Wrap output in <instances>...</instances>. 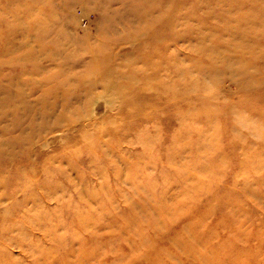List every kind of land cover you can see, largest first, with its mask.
Segmentation results:
<instances>
[{
  "label": "rangeland",
  "instance_id": "rangeland-1",
  "mask_svg": "<svg viewBox=\"0 0 264 264\" xmlns=\"http://www.w3.org/2000/svg\"><path fill=\"white\" fill-rule=\"evenodd\" d=\"M161 1L0 0V264H264V0Z\"/></svg>",
  "mask_w": 264,
  "mask_h": 264
},
{
  "label": "bare ground",
  "instance_id": "bare-ground-1",
  "mask_svg": "<svg viewBox=\"0 0 264 264\" xmlns=\"http://www.w3.org/2000/svg\"><path fill=\"white\" fill-rule=\"evenodd\" d=\"M226 1V0H225ZM229 1V0H228ZM231 1V0H230ZM250 1V0H249ZM148 2H149V4H148V7L147 8H145V9H142L141 10V12H140V15L143 17L144 15H146L147 13V15L146 16H149V17H151V18H148V19H145V18H143V27H147L148 29H150L151 27H153V25L154 24H156V23H159V22H161L162 23V25L164 26V27H166V28H169V30H170V28H172V26L174 25V22L172 21V19H169V17L168 16H165V17H163V18H160L159 17V15L161 14V13H166L165 12V10H166V4L165 3H162L163 1H161V0H148ZM214 2H216L215 0H214ZM220 2V1H219ZM262 2V1H261ZM196 3V2H195ZM229 3V2H228ZM235 3V2H234ZM263 3V2H262ZM206 4V3H205ZM264 4V3H263ZM195 5V4H194ZM214 5V4H213ZM233 4H232V2H231V6H232ZM238 5V4H237ZM251 5V4H250ZM209 6V5H208ZM227 6V5H226ZM248 6V5H247ZM245 7V6H244ZM251 7V6H250ZM209 8V7H208ZM232 8V7H231ZM230 8V9H231ZM258 8V7H257ZM257 8H254V9H257ZM216 9V8H215ZM251 9V8H250ZM258 9H261V8H258ZM210 10H212V9H210ZM213 10H214V8H213ZM217 10H219V9H217ZM227 10V9H226ZM225 10V11H226ZM232 10V9H231ZM247 10H249V8L247 7ZM252 10H253V8H252ZM263 10V9H262ZM155 11H159V13L158 14H156V15H153V13L152 12H155ZM234 11V10H233ZM233 11H232V13H233ZM238 11V10H237ZM250 11V10H249ZM253 11H255V10H253ZM264 11V10H263ZM251 12V11H250ZM186 13H188V12H186ZM215 13V12H214ZM235 13V12H234ZM166 14H168V13H166ZM228 14H229V12H228ZM214 15V14H213ZM215 16V15H214ZM231 16V15H230ZM185 17V16H184ZM190 17V16H189ZM188 17V18H189ZM213 17V16H212ZM160 19H162V20H160ZM185 20V19H184ZM225 20V19H224ZM213 21V20H212ZM215 21V20H214ZM192 25V24H191ZM193 27V26H192ZM219 27V26H218ZM198 28V27H197ZM196 28V29H197ZM199 30V29H198ZM202 31V30H201ZM145 33H146V31H145ZM204 33V32H203ZM196 35V34H195ZM171 38H174V36H172V37H170V39ZM212 41V40H211ZM206 43V42H205ZM166 46V45H165ZM167 48V47H166ZM170 48V47H169ZM164 50V49H163ZM133 53V52H132ZM217 53V52H216ZM165 54H167V53H165ZM127 56V55H126ZM185 58V57H184ZM92 60L91 61H94L93 59L94 58H91ZM140 59V58H139ZM90 61V62H91ZM89 63V62H88ZM88 63H87V65H88ZM98 63V62H97ZM100 63V62H99ZM86 65V64H85ZM86 65V66H87ZM91 65V64H90ZM93 65H95V64H93ZM99 65V64H98ZM105 65H107V63L105 62ZM99 67H101V66H99ZM103 67V66H102ZM116 67V66H115ZM162 67V66H161ZM94 68H97V67H94ZM106 68H107V66H106ZM101 69V68H100ZM166 69V68H165ZM88 70V69H87ZM104 70V69H103ZM107 70H109V69H107ZM114 70H117V69H114ZM84 71V70H83ZM93 71H95V70H93ZM111 71H112V69H111ZM156 71V70H155ZM99 72V71H98ZM102 72V71H101ZM101 72H100V74H101ZM105 72V71H104ZM119 72V71H118ZM158 72V71H157ZM114 73V72H113ZM129 73V72H128ZM145 73V72H144ZM157 74V73H156ZM169 74V73H168ZM102 76H103V74H101ZM108 75V74H107ZM112 75H114V74H112ZM158 75V74H157ZM101 76V77H102ZM116 77V76H115ZM114 77V78H115ZM146 77V76H145ZM166 77V76H165ZM79 78V77H78ZM89 78V77H88ZM107 78V77H106ZM73 79V78H72ZM71 79V80H72ZM81 79V78H80ZM117 79V78H116ZM169 79V78H168ZM103 80V79H102ZM82 81V80H81ZM110 81V80H109ZM118 81V80H117ZM168 82V81H167ZM72 83V82H71ZM80 83V82H79ZM86 83V82H85ZM103 83H106V82H103ZM113 83H115V81L113 82ZM121 83H123L122 81H121ZM142 83V82H141ZM161 84V83H160ZM163 84V83H162ZM167 84V83H166ZM105 85V84H104ZM165 85V84H164ZM77 87L79 86V85H76ZM100 86V85H99ZM98 86V87H99ZM169 86V85H168ZM108 87V86H107ZM111 87V86H110ZM103 88H104V90L103 91H105V89H106V87H104L103 86ZM139 88V87H138ZM162 88H164V87H162ZM161 90V89H160ZM138 91V90H137ZM156 91V90H155ZM106 92V91H105ZM104 92V93H105ZM126 92V91H125ZM106 94V93H105ZM107 94H109V93H107ZM127 94V93H126ZM126 94H124V95H126ZM134 95V94H133ZM128 96V95H127ZM160 96V95H159ZM23 97H25V96H23ZM96 97V96H95ZM99 97H101V96H99ZM117 97V96H116ZM124 98V97H123ZM132 98V97H131ZM105 99V98H104ZM103 99V100H104ZM113 99H114V97H113ZM95 100H97V99H95L94 98V100H93V102H92V104H95ZM128 100V99H127ZM115 100H113V102H114ZM119 102V101H118ZM118 102H117V104H118ZM128 102V101H127ZM130 103V102H129ZM34 104V103H33ZM113 104V103H112ZM116 104V105H117ZM35 105V104H34ZM107 105V104H106ZM114 105V104H113ZM112 105V106H113ZM115 106V105H114ZM37 107H40V106H37ZM37 107H31L30 108V111H26V112H24V114H29V113H31V119H32V121H33V118H32V116H33V114H34V110H35V108H37ZM104 107V106H103ZM106 107H108V106H106ZM110 107V106H109ZM116 107V106H115ZM23 108V107H22ZM26 108V107H25ZM24 108V109H25ZM129 108V107H128ZM160 108H161V106H160ZM17 109V108H16ZM20 109V108H19ZM41 109V108H40ZM45 109V108H44ZM93 109V108H92ZM114 110V109H113ZM134 111V110H133ZM52 112V111H51ZM53 113V112H52ZM43 116L44 115H46L45 113L44 114H42ZM134 115H136V114H134ZM148 119V118H147ZM61 122V120H59V119H57V121L55 122V124H56V126H60V125H62V126H64L63 124H61L60 123ZM67 122V121H66ZM68 123V122H67ZM11 127V126H10ZM2 128V127H1ZM23 128V127H22ZM9 129V128H8ZM22 130V129H21ZM14 131V130H13ZM40 131L41 130H38V129H32V131L30 132V137H34L35 135H37L38 133H40ZM18 132V131H17ZM16 132V134H18ZM125 133V132H124ZM10 134H12V132H10ZM10 134H9V137H10ZM4 135H5V133H4ZM15 135V134H14ZM58 135V134H57ZM68 135V134H67ZM34 141H35V139H34ZM15 150V149H14ZM13 151V150H12ZM106 151V150H105ZM14 152V151H13ZM12 152V153H13ZM122 157V156H121ZM59 158V157H58ZM122 159H124V158H122ZM119 160V159H118ZM127 160V159H126ZM126 163V162H125ZM124 163V164H125ZM117 172V171H116ZM26 178V177H25ZM72 180V179H71ZM28 182V181H27ZM30 183V182H29ZM32 183V182H31ZM48 187V186H47ZM47 191V190H46ZM84 192V191H83ZM52 194V193H51ZM17 199V198H16ZM27 199V202H29L28 201V198H26ZM27 202H25V204L27 203ZM55 203V202H54ZM35 206H37V205H35ZM54 206V205H53ZM30 207H31V205H30ZM55 207V206H54ZM33 207H31V209H32ZM37 208H39V207H37ZM30 211V210H29ZM33 211V210H32ZM6 212H8V211H6ZM34 212H36L35 210H34ZM31 218V217H30ZM29 220V219H28ZM30 221V220H29ZM31 221H33V220H31ZM30 221V222H31ZM34 223V222H33ZM35 224V223H34ZM2 228V227H1ZM12 228V227H11ZM12 230V229H11ZM14 230V229H13ZM3 231V230H2ZM9 231H10V229H9ZM7 232V231H6ZM10 232H12V231H10ZM16 232V231H15ZM56 232V231H55ZM1 233V232H0ZM12 234H13V232H12ZM51 235V234H50ZM10 236V235H9ZM20 236H22V235H20ZM24 236V235H23ZM63 236V235H62ZM62 236L61 237H59V238H62ZM28 238H29V236H27ZM9 238H11V237H9ZM6 239L7 238H5V241H6ZM23 239V238H22ZM47 240H49L50 238H46ZM53 239H54V237H53ZM29 240V239H28ZM23 241H26V240H23ZM27 242V241H26ZM53 242V241H52ZM51 242V243H52ZM54 242H55V240H54ZM6 243H7V241H6ZM20 243V242H19ZM18 243V244H19ZM22 243V242H21ZM20 243V244H21ZM50 243V242H49ZM19 244V245H20ZM24 244V243H23ZM22 244V245H23ZM46 244V243H45ZM67 244V243H66ZM8 245H9V241H8ZM11 245V244H10ZM2 246V245H1ZM3 247H5V246H3ZM47 248H49V247H47ZM52 247H50L49 249H51ZM54 248V247H53ZM24 250V249H23ZM50 251V250H49ZM53 251V250H52ZM56 251V250H55ZM47 252V251H46ZM54 252V251H53ZM34 252H32V254H33ZM52 253V252H51ZM50 253V254H51ZM31 254V255H32ZM34 254H36V253H34ZM30 255V254H29ZM35 256V255H34ZM72 256V255H71ZM66 257V256H65ZM39 258H41V257H39ZM53 258H55V257H53ZM42 259V258H41ZM48 259V258H47ZM49 260V259H48ZM55 261V260H54ZM57 262V261H56ZM7 263V262H6ZM5 263V264H6ZM27 263V262H26ZM35 263V262H34ZM33 263V264H34ZM36 263H37V261H36ZM50 263V262H49ZM55 263V262H54ZM53 263V264H54ZM8 264V263H7ZM46 264V263H45ZM51 264H52V262H51Z\"/></svg>",
  "mask_w": 264,
  "mask_h": 264
}]
</instances>
